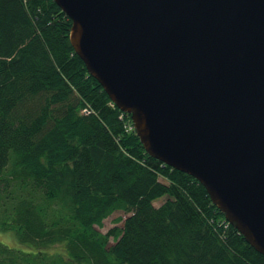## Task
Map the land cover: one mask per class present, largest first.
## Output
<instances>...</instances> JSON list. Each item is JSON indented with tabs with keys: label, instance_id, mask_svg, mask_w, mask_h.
Segmentation results:
<instances>
[{
	"label": "trees",
	"instance_id": "1",
	"mask_svg": "<svg viewBox=\"0 0 264 264\" xmlns=\"http://www.w3.org/2000/svg\"><path fill=\"white\" fill-rule=\"evenodd\" d=\"M72 24L55 0H0V230L18 240L0 264H264L198 179L146 151Z\"/></svg>",
	"mask_w": 264,
	"mask_h": 264
},
{
	"label": "water",
	"instance_id": "2",
	"mask_svg": "<svg viewBox=\"0 0 264 264\" xmlns=\"http://www.w3.org/2000/svg\"><path fill=\"white\" fill-rule=\"evenodd\" d=\"M146 151L264 254V0H55Z\"/></svg>",
	"mask_w": 264,
	"mask_h": 264
},
{
	"label": "rangeland",
	"instance_id": "3",
	"mask_svg": "<svg viewBox=\"0 0 264 264\" xmlns=\"http://www.w3.org/2000/svg\"><path fill=\"white\" fill-rule=\"evenodd\" d=\"M164 200H165V198H162V199L156 201L155 205H157V206L160 205L161 203H163ZM118 217H122V219L118 220L117 219ZM126 217H127V214L124 213L123 211L114 212L111 216H109L108 218L105 219L103 227H100V231L106 232L107 230H109L110 228H112L114 226L122 227ZM14 239L17 240L16 236L12 232L0 230V241L1 242L5 243L9 246H12L13 244L14 245L16 244ZM20 246L25 248V249H28V246H26V245H20ZM54 251H55V248H52L50 250L51 253H53Z\"/></svg>",
	"mask_w": 264,
	"mask_h": 264
},
{
	"label": "built area",
	"instance_id": "4",
	"mask_svg": "<svg viewBox=\"0 0 264 264\" xmlns=\"http://www.w3.org/2000/svg\"><path fill=\"white\" fill-rule=\"evenodd\" d=\"M83 112L87 113V112H88V111H87V108H85V109L83 110Z\"/></svg>",
	"mask_w": 264,
	"mask_h": 264
},
{
	"label": "bare ground",
	"instance_id": "5",
	"mask_svg": "<svg viewBox=\"0 0 264 264\" xmlns=\"http://www.w3.org/2000/svg\"><path fill=\"white\" fill-rule=\"evenodd\" d=\"M85 113V112H84Z\"/></svg>",
	"mask_w": 264,
	"mask_h": 264
}]
</instances>
